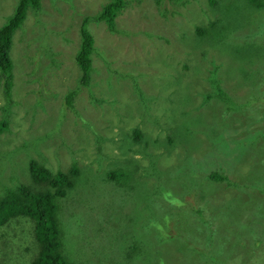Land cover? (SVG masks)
Wrapping results in <instances>:
<instances>
[{
    "label": "rangeland",
    "instance_id": "obj_1",
    "mask_svg": "<svg viewBox=\"0 0 264 264\" xmlns=\"http://www.w3.org/2000/svg\"><path fill=\"white\" fill-rule=\"evenodd\" d=\"M16 1L0 0V24L12 13ZM108 1L41 0L44 11L39 15L30 12L25 24L14 33L10 57L15 62L13 65L19 66L14 67L17 78L9 97L13 103L7 116L8 129L1 136L6 157L0 162L9 161L4 165L1 180L12 182L8 177L18 175L21 183L32 184L25 164L29 158L38 159L55 171L66 170L76 161L93 177L103 170L129 163L136 181L146 183V187L140 188L145 197L138 199L136 205L140 212L124 213L125 201L117 192H110L109 183L92 181L93 177L64 209L63 217L68 218L67 212L71 211L73 226L78 229L73 233L74 245L84 246L82 251L87 257L98 253L108 264H115L116 259L122 261L121 255L125 261L149 259L150 264H160V261L166 264H264V244L260 240L256 243L258 235L242 227L255 218L254 210L247 207L241 211L235 202L238 193L243 200L245 197L253 200L250 193H257L239 178L244 172L241 170L233 177L231 171H227V176L219 180L194 177L201 171L204 176L212 170L227 169L226 165L230 166V161L239 158L243 150L256 156L247 161L250 168L263 161L256 159L264 151V114L260 118L251 114L260 116L264 110V4L259 17V11L245 0L238 2L243 4L240 14L225 6L228 0H216L214 4L208 0H187L184 4L181 0H161L159 6L155 0H124L125 5L114 17L112 29L104 19L92 20L88 25L96 48L91 54L93 83L88 89L78 83L80 71L75 55L80 43L79 26L83 15L96 14ZM185 7L192 8L193 14ZM227 7L231 9L220 19V12ZM178 10L180 12H176ZM215 17L219 19L216 32L193 42L190 32L193 22L206 26ZM241 20L244 23L238 28ZM258 28L260 32L254 34L256 43H261L258 47L238 37L240 33L255 32ZM183 30L187 32L185 36L181 35ZM227 40L231 44L235 40V48L225 45ZM209 42L215 44L207 47ZM190 48L193 51L188 50ZM201 50L205 56L200 55ZM195 53L199 54L200 67L219 66L221 74L215 75V80L219 82L220 77L224 78L219 82L228 92L224 100L244 103L237 107L239 110H231L232 115H228L225 108L221 110L211 95L203 97L205 92L213 91V85L206 79L201 84L194 81ZM120 72H125L126 77H121ZM107 78L117 87L114 91L107 89ZM253 78L257 79L251 80ZM154 79L171 80L177 86L167 88L169 83H164L162 89L151 84ZM135 85L146 93L177 96L170 106H164L162 98L150 106L151 113L159 115L163 127H167V119L172 120L167 128L174 143L163 144L167 130L159 135L156 145L162 156L163 151L167 154V160H157V164H166V168L167 164L173 165L172 168L181 167L193 178L188 186L192 188L191 193H184L186 188L182 181L168 179L166 172L141 173L145 171L143 154L137 150L143 143L132 148L129 143L118 147L120 127L128 130L137 124L141 132L151 127L148 119L138 124L140 117L136 112L126 110L129 109L126 103L132 106ZM1 86L0 117L1 106L6 102ZM75 87L78 88L72 108L77 114L63 105L64 94ZM172 89L174 91L170 92ZM103 97L107 101L101 106L92 101ZM110 99L115 101L111 103ZM246 100L252 102L246 104ZM181 109H185L184 114ZM122 111H126L122 121H117L116 116ZM202 117L214 125L198 121ZM59 118L61 125H57ZM179 123H182L180 138L174 134ZM194 125L206 132L195 133ZM92 129L105 138L96 141ZM149 141L153 148L151 137ZM14 146L21 154L13 151ZM242 168L247 170L244 165ZM231 177L239 183L232 185ZM162 189L169 190L176 199H165ZM154 219L165 226L152 225ZM31 225L30 219L16 215L0 228V248L8 250L5 257L0 253V264H26L27 255L33 253L25 251V246L32 244L28 234ZM139 226L146 231H138ZM130 227L136 238L123 249L121 245L130 235ZM167 228L172 236L159 238L158 232ZM92 242L100 246L99 252L91 251Z\"/></svg>",
    "mask_w": 264,
    "mask_h": 264
},
{
    "label": "trees",
    "instance_id": "obj_2",
    "mask_svg": "<svg viewBox=\"0 0 264 264\" xmlns=\"http://www.w3.org/2000/svg\"><path fill=\"white\" fill-rule=\"evenodd\" d=\"M208 1L211 4H214L216 0ZM239 1L242 0H228L225 6H230L231 8L236 9L240 14L243 4L241 3V5H239ZM245 1L248 2L249 6L255 7L253 9L257 11L261 10L260 8L264 4V0ZM155 2L158 6L161 5V0H155ZM180 2L181 4H184L188 1L181 0ZM124 5V0H109L107 3L101 6V10H99L96 14H86L83 15L81 19V23L79 26L80 43L76 51L75 60L77 65L79 66L80 71L78 83L84 87H87L88 89H90L93 83L91 79V71L93 70L91 54L96 49L94 46V36L89 30L88 25L92 20L97 21L100 19H104V21L107 23V26L112 29L114 27V17L119 11L122 10ZM223 7L224 6H222V8ZM230 7H227L226 10H222V12H220V19H224L227 11L231 9ZM185 8L186 11H189L191 14H193L191 11L192 8ZM43 11L44 9L41 0H17L12 13L7 17V20L4 23L0 24V84L2 85L1 88L3 90L4 95L6 96V102L3 103L1 106L3 113L0 117V159H4L6 157V154L3 155L6 149L3 147L5 143L1 139V136L2 133H5L8 129L7 116L10 114V104L13 103V100L9 97L11 95V87L12 85H14L17 78V75L14 72V67H16V65L19 66L17 63L16 65H13L15 62L13 63L10 57L11 47H13V35L22 26L23 23L25 24V22L27 21L25 19H27L30 12L35 15H39V13H42ZM176 12L180 11L178 10ZM258 13L260 17V11ZM218 20V17H215L213 20L208 21L206 26L193 22L190 28V32L193 35L191 36L192 41H197L196 39H198L199 41L200 39L203 40V36L216 32V26L218 27ZM243 23L244 21L242 22L241 20L237 27L241 28ZM46 32L48 33L47 30ZM256 32H260V28H258V30L255 32L252 31L250 33H240L238 37L245 39L246 44H256V46L258 47L261 43H256V38H254V34ZM186 33L187 32H185V30L181 31L182 36H185ZM232 42L234 44H231V42L227 40L225 42V45H234L235 48V40H232ZM213 44L215 43L213 42ZM213 44L209 42L207 43V47L213 46ZM25 49L27 54L28 51L26 45ZM188 50L192 49L190 48ZM202 54L205 56L203 50H201L200 52V55ZM198 55H196L195 53L196 63L192 64V72L193 76L195 77L194 81H198L201 84L202 81L206 79L209 80L213 85V91L205 92L203 97L208 98L211 95L215 100H217L216 105L219 106L221 110L225 108V112L228 115H232L231 110L237 111V107L242 106L244 103H230L224 100V98H227L228 92L224 91V89L219 84L220 81H224V78L220 77L219 82L215 80V75L219 76L221 74L220 69L218 71L219 66L213 65L212 67L207 68L203 65L200 67L197 61ZM189 66L190 65L188 64V67ZM119 75L124 78L126 77L125 72H120ZM139 76L143 81H145L141 74H139ZM257 78H253L251 80H256ZM164 83H169L170 86H167V88L172 87L174 89V87L177 86L173 85L174 81L171 80L166 82H160L157 79H154L151 82L153 86L158 85L161 86L162 89V84L164 85ZM106 84L108 87L107 89L110 88V90L113 89L114 91L115 88H117L114 86V84H111L109 82L108 78ZM77 88L78 87H75L64 94V108H72V100L76 94ZM173 89L170 92L174 91ZM132 91L134 92L135 97H133L134 100L132 102V106L129 103H126V108H129L126 110H132L136 112L137 117H140L139 122H137L138 124H140V122L145 123V121L148 119L151 123V127L150 129H145V131L143 130V133L141 132V129L137 126V124H134L133 126L129 127L128 130L125 127H120L121 132H119V137L117 139L119 142L118 147L121 148L122 145L124 146L125 144L129 143V146L132 148V146H138L139 144L143 143V145L139 147L140 149L137 150L143 154L142 158L144 161L142 165L144 166H142V168H144L145 171L141 173L147 172L148 174H150V172H154L153 175H157L160 172H166V174L170 176V178L168 179L182 181L181 184L184 185L186 188L184 193H191L192 188L188 186H191V181L193 178L189 177L186 173H184L180 169L181 167L177 166V168H172L173 165L167 164L168 167L166 168V164H157V160H167V154L163 151L162 156L161 151H159V147L156 145L157 143H159L157 142V138L159 137V135L164 130H167V132L164 134L167 140L165 139V142L163 144L174 143L173 135L169 131V128H167L172 122V120L167 119V127H163L161 125L159 115L152 114L150 111V106L152 103H155L159 98H162L165 104L164 106H170L174 104L173 102L175 101L177 96H170L169 93L164 96L156 95L152 92L146 93L147 91L141 90L136 85L134 88H132ZM91 97H93V95ZM93 99L94 100L92 101L99 104V106H101L103 102L107 101L104 97ZM115 99H110L109 101L112 103L115 101ZM250 102L252 101L246 100V104H250ZM72 109L74 110V107ZM181 110L182 114H184L185 109ZM74 112L76 114L78 113L77 110H74ZM125 112L126 111H122L119 115H117L118 117L116 116L117 121H122L121 118ZM205 113L214 116L212 112L206 111ZM263 114L264 110H262L260 116L259 114L251 115L254 116V118H260L263 116ZM255 115L259 117H256ZM169 117L170 116H168L167 118ZM201 120L214 125V123L208 122L204 117H202L198 121ZM61 123L62 121L59 118L57 121V125H61ZM179 125L182 126V123L176 124L174 134L180 138L181 127H179ZM121 126L125 125L122 124ZM156 129L157 131L155 132ZM92 131L93 137L96 141H100L101 139L105 138L102 133L96 132L94 129H92ZM194 132L204 133L206 131L200 129L198 125H194ZM219 136L220 134L218 135V137ZM150 137L152 138L151 143L153 145V148H151L150 145ZM218 137L216 138V140L218 139ZM244 138L247 139L245 135ZM12 149L15 153L21 154L20 149L15 148V146ZM98 153L100 152L98 151L97 154ZM255 157V155L250 154V152H248L247 150H243L239 154V158L230 161V166L226 165V163L224 164L226 165L227 169L214 172L212 170L211 173L206 172L204 176L203 171H201V174H197L194 177H205L212 180H219V178H225V176H227V171H231L233 177H236L240 174L239 172L243 171L244 173L240 174L239 178L243 180L244 184L255 189L257 193H250L253 196V200H248L246 197L243 200L240 193H238L239 196L235 202L240 206L241 211H244L247 207H251V209L254 210L253 213L256 215L253 220H250L249 223L245 224V226L243 225L242 227L251 231L250 233H255L256 235H258L256 243L258 242V240H260V242L264 244V183H261L264 182V151H262L256 159L263 161L254 166L250 165L252 167L250 168L247 164V161L250 158L253 159ZM15 159L20 160V158L17 157H15ZM6 163H9V161L5 163L0 162V176L3 173V168ZM125 163H127V160ZM253 163H255V161ZM25 164L26 169L28 170V175H30L29 182H32V184L21 183L20 180L17 178L18 175L15 176V178L13 176L8 177L13 181L7 183H3V180H1L2 177L0 178V228H2L8 221H10V219H12L16 215L23 216L31 220L32 225L29 228L28 234L31 237L32 244L31 246H25V251H33V253L30 252V254L27 255L26 264H108L106 263V261H104L103 257L100 256V254H92L93 251L99 252L100 250V246L97 244L95 245L94 242H92L91 247V254L93 255L92 257H87V255H85V253L82 251L85 250L84 246L74 245L76 240L73 237V233L75 231H78V229H75L73 226V214L70 211L67 212V214L69 215L68 218L63 217L64 209L67 206V203H69L72 197L79 192V189H82V187L87 186L86 184L88 183V180L93 177V174H90L83 170L76 161H72L66 170L57 169L56 171L49 169L40 160L35 158H29ZM241 165H244V168L247 167V170L245 171L243 170V168L241 169ZM131 169L132 168L129 166V163L126 166H122V164H120L119 167L110 170H103L101 174H97L95 177L92 178V181L95 180L99 183H102V181L103 183H109L110 192H117L119 197L125 201L123 211L124 213H126L130 210L129 214L134 212H140L139 210H137L136 205L138 203V199H142L143 197H145V195H143L145 192H143L140 188L146 187L145 181H136L135 177L131 175ZM233 177H231L232 185L238 182L233 179ZM162 190L163 191H161V194L165 197V199H176L170 194L169 190ZM134 191L138 192L135 193ZM127 203L130 204V207L127 206ZM129 221L131 223V218H129ZM152 225L165 226L160 225V223L158 224V219H154L152 221ZM66 226L69 227V230L66 229ZM134 228L137 229L136 227ZM138 228L140 229L138 231H146V228H144L143 226H139ZM129 230L130 231H128V233L131 232L130 235L126 238L125 244L121 245L123 249H126L129 241L136 238L135 233L132 231L131 227L129 228ZM149 230L155 232V230L153 229L149 228ZM157 235L160 238L165 235L172 236V233L170 232V228H167L165 231L161 229ZM1 237L2 235L0 234V238ZM86 237L84 238V240H86ZM101 246L104 247L105 245ZM87 248L89 247L87 246ZM0 253L2 257H5L8 254L7 248L5 249L2 246L0 248ZM80 256L84 257L81 258ZM21 258H23L24 260L23 256ZM121 258L122 261L121 259H116L114 263L150 264L149 259H132V261H125L122 255ZM159 263L166 264V262L163 261H160Z\"/></svg>",
    "mask_w": 264,
    "mask_h": 264
}]
</instances>
